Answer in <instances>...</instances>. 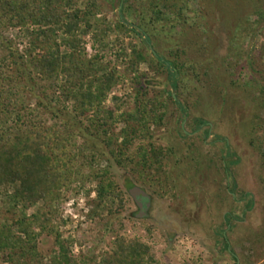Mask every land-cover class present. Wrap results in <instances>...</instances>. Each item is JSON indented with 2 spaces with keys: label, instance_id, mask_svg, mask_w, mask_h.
I'll return each instance as SVG.
<instances>
[{
  "label": "rangeland",
  "instance_id": "obj_1",
  "mask_svg": "<svg viewBox=\"0 0 264 264\" xmlns=\"http://www.w3.org/2000/svg\"><path fill=\"white\" fill-rule=\"evenodd\" d=\"M145 1L131 0L138 10L137 16L125 17L130 25L140 27V35L114 32L100 43L90 34L84 38V48L86 59L99 56L109 70L115 69L125 77L106 102L110 106L116 99L129 97L125 110L134 108L140 86L138 72L130 68L133 47L144 50L148 62L138 68L146 77L141 79V85L146 90L149 87L153 98L160 100L165 115L163 126L153 127L154 141L173 150L165 162L168 187L155 183L149 188L139 182L138 176L109 161L105 146L92 138L89 142L105 155L95 168L109 167L117 184L128 193L123 208L115 198L108 199L103 215L109 219V211L119 212L117 220L111 221L118 226L121 220L124 228L119 233L141 240L153 249V264H264V172L249 142L251 122L258 116L263 121L260 134L264 137V110L259 106L257 87L258 83L264 85V22L256 24L255 14L262 1L190 0L186 23L182 24L169 19L159 23L151 20ZM100 2L103 11L99 19L114 28L121 20L123 0ZM199 6L201 14L195 12ZM247 24L253 30H242H246ZM3 35L20 55H26L31 38L20 28H11ZM179 50L187 52L189 64L196 71L189 70L181 79L182 88L176 91V80L165 71L156 70L159 57L169 61L170 53ZM7 53L1 48L0 39V59ZM29 69L33 80L27 77L21 91L27 98L33 92L46 103L45 97L51 98L53 92L33 67ZM205 71L209 76L204 75ZM36 104L34 98L30 105L34 108ZM66 106L71 110V103ZM58 107L62 109L63 102ZM41 115L47 128L61 125L65 119L46 110ZM116 127L118 132L124 125ZM141 143L146 141L138 140L133 153ZM226 163L229 172L225 170ZM128 183L148 196L146 200L139 199L142 209L129 193ZM95 186L90 182L76 184L70 198L53 203V227L65 238H73V253L77 257L101 259L112 252L114 237L103 226L106 222L100 217H89L96 205ZM40 206L41 203L31 208L29 215ZM54 237L55 234H44L39 241L44 264L52 260L56 249ZM0 264H5L1 258Z\"/></svg>",
  "mask_w": 264,
  "mask_h": 264
},
{
  "label": "trees",
  "instance_id": "obj_2",
  "mask_svg": "<svg viewBox=\"0 0 264 264\" xmlns=\"http://www.w3.org/2000/svg\"><path fill=\"white\" fill-rule=\"evenodd\" d=\"M145 3H148L151 20L186 23L190 0H146ZM261 3L257 4L255 12L256 24L264 22V4ZM102 11L100 0H0L1 48L8 51L0 59V258L5 264H44L39 250V241L44 234H55L56 249L50 264L156 262L148 244L119 233L124 224L119 220L115 226L117 222L111 221L117 220L119 212L109 211V219L103 215L108 199L115 198L123 208L128 198L109 167L95 168L105 155L118 167L138 176L139 182L149 188L155 183L166 187L165 162L173 150L154 141L153 127L161 128L165 115L160 100L153 98L149 87L146 90L141 85V79L146 77L138 68L141 63L148 62L143 49L134 46L132 51L134 58L130 68L138 72L136 80L140 85L134 108L123 109L129 97L116 99L113 105L106 106L110 93L124 83L125 77L115 69L109 70L99 56L86 59L84 38L92 34L101 43L114 32L125 36L129 33L140 35V27L130 25L125 19L127 14L137 16L138 10L131 0H123L121 20L114 28L99 19ZM195 12L201 14V6ZM11 28H20L31 38L26 55H20L12 41L3 35ZM242 30L253 28L247 24L246 30ZM37 50L39 52L35 54ZM170 54L172 59L169 61L159 57L156 71H165L174 78V87L179 91L181 79L195 68L189 64L186 51ZM29 66L42 76L53 92L51 98L45 97L46 103L40 101L32 89L29 98L21 91L20 86L27 77L33 80ZM204 75L209 76V72L205 71ZM257 85L259 106L264 110V85ZM34 98L37 106L32 108L30 102ZM171 99L174 101L173 97ZM62 102L64 107L61 109L58 106ZM68 103L72 104L71 110L66 106ZM42 110L65 119L61 125L56 123L47 128L42 121ZM262 122L259 116L251 122L249 142L264 172ZM119 124L124 127L116 132ZM92 138L105 146V155L96 144L89 142ZM138 140L146 143L139 144L133 153ZM228 164L225 166L227 172ZM86 182L96 184L97 194L96 205L89 217L92 220L100 217L106 222L103 224L105 229L114 237L112 252L101 259L97 256L77 257L73 253V238H65L53 227V203L70 198L74 185ZM127 188L131 193L135 187L128 183ZM40 203L36 212L29 215V210ZM229 218L227 215V221ZM224 241L228 249L226 238Z\"/></svg>",
  "mask_w": 264,
  "mask_h": 264
},
{
  "label": "water",
  "instance_id": "obj_3",
  "mask_svg": "<svg viewBox=\"0 0 264 264\" xmlns=\"http://www.w3.org/2000/svg\"><path fill=\"white\" fill-rule=\"evenodd\" d=\"M131 195L134 197V199H136L139 207L142 209L143 204L141 203L139 199H148V196L146 195V193L142 191L141 189L134 188L131 190Z\"/></svg>",
  "mask_w": 264,
  "mask_h": 264
}]
</instances>
